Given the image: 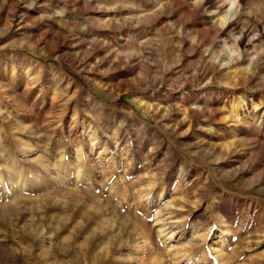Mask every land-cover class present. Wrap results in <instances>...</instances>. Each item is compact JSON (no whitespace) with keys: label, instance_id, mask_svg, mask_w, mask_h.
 <instances>
[{"label":"rangeland","instance_id":"rangeland-1","mask_svg":"<svg viewBox=\"0 0 264 264\" xmlns=\"http://www.w3.org/2000/svg\"><path fill=\"white\" fill-rule=\"evenodd\" d=\"M0 0V264H264V0Z\"/></svg>","mask_w":264,"mask_h":264},{"label":"clouds","instance_id":"clouds-1","mask_svg":"<svg viewBox=\"0 0 264 264\" xmlns=\"http://www.w3.org/2000/svg\"><path fill=\"white\" fill-rule=\"evenodd\" d=\"M225 3L229 4L228 11L231 12L232 9L237 8L239 0H224Z\"/></svg>","mask_w":264,"mask_h":264}]
</instances>
